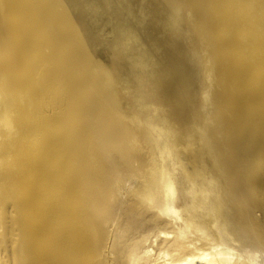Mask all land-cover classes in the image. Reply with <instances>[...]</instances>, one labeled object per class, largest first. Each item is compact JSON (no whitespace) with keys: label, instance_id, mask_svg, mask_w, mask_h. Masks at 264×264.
I'll list each match as a JSON object with an SVG mask.
<instances>
[{"label":"rangeland","instance_id":"obj_1","mask_svg":"<svg viewBox=\"0 0 264 264\" xmlns=\"http://www.w3.org/2000/svg\"><path fill=\"white\" fill-rule=\"evenodd\" d=\"M155 189L175 213L143 201ZM218 200L243 237L217 240ZM83 202L104 264L165 238L264 264V0H0V264L74 253Z\"/></svg>","mask_w":264,"mask_h":264},{"label":"bare ground","instance_id":"obj_2","mask_svg":"<svg viewBox=\"0 0 264 264\" xmlns=\"http://www.w3.org/2000/svg\"><path fill=\"white\" fill-rule=\"evenodd\" d=\"M75 175H76V173H75ZM219 192H222V191H219ZM141 197L142 198L144 197L143 201L146 202L148 206H151L155 209H158L159 211H161L165 215H169L170 213H175V211H176V210L174 211L173 207H169V205H168L169 203H170V205H172L175 202V200H176L175 194L168 196L164 193V191L162 189H155V190L146 191L145 194L143 193L141 195ZM204 198H205V196H204ZM210 198H212V197H210ZM225 200H222V201L218 200L215 203H212V205L209 206V214L211 217L209 216L210 219L208 217H205L211 221V222L208 221V222H210V224L214 225L216 228L219 229L217 240H220L222 238V234L220 232L223 233L225 226L233 229L237 236L243 235L242 228L238 229L236 226V225H239V223L238 222L235 223L233 221V218H232L233 216L229 215L228 206H230V203H228L229 201H225ZM212 201H213V199H212ZM85 203L83 206L78 207L79 203L77 205L76 221H77V225H78V236L76 238V250L74 253H69L68 248L66 247L62 251V253L60 254V260L56 262L57 264H98V261H99V264H101V263L104 264V261H103L104 256H103V250L102 249L104 248L103 240L105 238L103 237L104 238L103 239L101 237L102 235H100L101 230L104 228V225H103L104 223L101 221L102 217L100 219L102 210L99 207V205H98V207L95 208V207H91ZM197 210H200V209H197ZM190 211H192V210H190ZM196 212H198V211H196ZM129 213L132 214L133 212L129 211ZM137 215H139V214H137ZM185 216H187V214ZM139 217H141V219H142V217H144V216L141 214V215H139ZM196 217H197V215H195L193 213L191 215L189 214L188 218L186 217L189 225H191V226L195 225V223H196L195 218ZM131 220L133 221V220H135V218L131 219ZM204 220H203V222H204ZM239 220H240V218H239ZM176 221H177V219H176ZM164 222L169 223L170 220H169V222L167 220ZM135 223H136V221H135ZM135 223H133V224H135ZM138 223H137V225L135 224V225H130V226L128 224V226H129L128 228L131 231L129 233L130 235H131V233L139 232V230H141V229L145 232L149 231L150 227L152 228V226H153V225L151 226V223L145 222L143 220L139 223V225H138ZM250 227H253V226H250ZM246 230L248 231V228ZM253 233H250V234H253ZM255 233H257V231ZM157 235H158V237H160V234H157ZM211 239H212V237H211ZM253 240H255V239H253ZM43 241H44V244L46 243V250L48 251L47 254H49V252L53 251L51 248V246L53 245V242L50 245L48 240H43ZM115 241H117L118 245H120L121 242H118V240H115ZM214 241H216V240H214ZM126 244L122 243L120 251L115 250V251H110V253H108V254H111L113 257L112 258V260H113L112 264H198V262L200 264L201 263L202 264H229V262H230V259H228L226 261V263H224V259L221 258V254L219 256H217L218 255L217 254L208 260L206 258V256H204V255L199 256V254H200L199 252L201 250H203V248H202L203 246H199V248H195V250L191 252L186 247V244L184 242L179 241L178 239H176L175 241H170L166 238L162 239L160 241V244H163V245H161L163 247L156 249L158 251L154 255H151V254L150 255H146V254L144 255V253L139 252L137 250V248H135L131 244H129V245H126ZM160 244L158 243V245H160ZM215 244L218 246V245H220V242H217ZM48 245H50L49 249H48ZM195 246H196V244H195ZM143 250H144V248H143ZM71 255L74 256L73 259H70ZM196 257H197V260L194 261V259ZM108 261H110V260H108Z\"/></svg>","mask_w":264,"mask_h":264},{"label":"crops","instance_id":"obj_3","mask_svg":"<svg viewBox=\"0 0 264 264\" xmlns=\"http://www.w3.org/2000/svg\"><path fill=\"white\" fill-rule=\"evenodd\" d=\"M68 13V15H70V17L72 18V15L74 14L73 12H67ZM72 20L74 21V19L72 18ZM75 22V21H74ZM6 24H8V21H6ZM61 29V31H60V34H61V38H63L64 39V37H65V35L67 34V30H65V29H63L62 27L60 28ZM62 40V39H61ZM62 46V49H64L66 52H68V53H74L75 51H77V49H80V48H82V49H84V51H83V55L85 54V51H86V49H87V47L86 48H84L83 46H74V44L73 43H71V42H67V43H65V44H63V45H61ZM79 51V53H82V51L81 50H78Z\"/></svg>","mask_w":264,"mask_h":264}]
</instances>
